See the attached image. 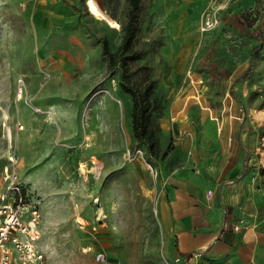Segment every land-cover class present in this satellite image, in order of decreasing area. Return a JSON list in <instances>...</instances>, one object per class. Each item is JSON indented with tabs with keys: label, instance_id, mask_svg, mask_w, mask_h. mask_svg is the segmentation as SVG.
Masks as SVG:
<instances>
[{
	"label": "rangeland",
	"instance_id": "rangeland-1",
	"mask_svg": "<svg viewBox=\"0 0 264 264\" xmlns=\"http://www.w3.org/2000/svg\"><path fill=\"white\" fill-rule=\"evenodd\" d=\"M128 7L0 0V191L12 156L41 210L37 264H99V250L117 264H172L155 187L174 170L219 168L230 145L264 220V0H141L131 68L154 84L152 149L133 134L131 97L98 40L116 48Z\"/></svg>",
	"mask_w": 264,
	"mask_h": 264
},
{
	"label": "crops",
	"instance_id": "crops-1",
	"mask_svg": "<svg viewBox=\"0 0 264 264\" xmlns=\"http://www.w3.org/2000/svg\"><path fill=\"white\" fill-rule=\"evenodd\" d=\"M230 147L223 164L208 174L174 170L155 187L162 248L172 264H264L259 193L244 177V155Z\"/></svg>",
	"mask_w": 264,
	"mask_h": 264
},
{
	"label": "built area",
	"instance_id": "built-area-1",
	"mask_svg": "<svg viewBox=\"0 0 264 264\" xmlns=\"http://www.w3.org/2000/svg\"><path fill=\"white\" fill-rule=\"evenodd\" d=\"M206 24H212V19H206ZM24 81H18V95L23 92ZM134 156L127 151V159ZM10 165L4 167V187L0 191V264H37L45 258V253L39 245L41 239V210L37 200L21 183L14 169L16 159L9 157ZM147 166L153 171L150 163ZM213 190L206 191V197L212 198ZM79 223L84 225V217H79ZM86 221V220H85ZM242 219L233 224L234 230H239ZM95 262L99 264H117L111 260L107 252L99 250L94 254Z\"/></svg>",
	"mask_w": 264,
	"mask_h": 264
},
{
	"label": "trees",
	"instance_id": "trees-1",
	"mask_svg": "<svg viewBox=\"0 0 264 264\" xmlns=\"http://www.w3.org/2000/svg\"><path fill=\"white\" fill-rule=\"evenodd\" d=\"M129 7L126 13V20L121 24L122 36L115 49H112L108 39L99 37L101 56L109 69H119V85L123 91L131 97V122L134 136L143 143H148L152 149L156 142V135L151 128L153 114L157 107L154 104L151 94L154 84L152 81L138 83L133 79L134 70L132 63L141 57V50L136 47L135 41L138 32V10L141 0H128ZM257 49L255 45L251 49V54ZM251 74V63L234 80L233 84L241 79L249 77ZM224 227H228L225 221Z\"/></svg>",
	"mask_w": 264,
	"mask_h": 264
}]
</instances>
